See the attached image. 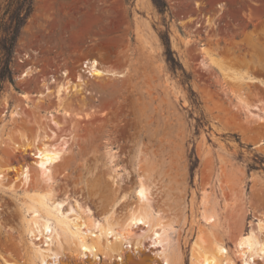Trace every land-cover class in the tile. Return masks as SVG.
<instances>
[{
  "label": "rangeland",
  "instance_id": "374dc122",
  "mask_svg": "<svg viewBox=\"0 0 264 264\" xmlns=\"http://www.w3.org/2000/svg\"><path fill=\"white\" fill-rule=\"evenodd\" d=\"M165 1L161 12L152 0H34L13 48L10 76L0 81V264H41L34 253L46 247L40 227L31 224L27 231L25 222L43 218L45 208L27 210L31 190L16 178L28 165L30 185L45 184L35 166L39 154L14 142L64 139L51 184L71 221V252L42 264H165L142 223L131 227L141 235L138 246L125 234L105 236L97 227L105 214L120 219L128 213L140 179L148 184L143 200L152 214L171 222L166 245L175 257L168 264H195L193 242L207 247L213 237L224 241L228 261L222 264H264L262 256L247 261L235 246L237 236L264 216V171L247 168L264 157V0ZM7 2L0 0V23ZM165 32L200 101L206 123L198 131L188 85L166 62ZM3 55L0 49V61ZM87 58L123 74L89 76L91 86L77 92V102H66L70 132L60 131L63 123L51 120L63 116L54 109L59 73L67 69L73 79L87 70ZM28 65L36 73L23 75ZM39 89L47 93L46 108L37 104ZM192 147L199 164L190 180ZM45 203L54 213L52 200ZM88 213L96 219L92 226ZM208 214L210 220L203 217ZM77 230L86 240L100 234L116 242L120 252L78 248Z\"/></svg>",
  "mask_w": 264,
  "mask_h": 264
},
{
  "label": "bare ground",
  "instance_id": "6f19581e",
  "mask_svg": "<svg viewBox=\"0 0 264 264\" xmlns=\"http://www.w3.org/2000/svg\"><path fill=\"white\" fill-rule=\"evenodd\" d=\"M102 47H106L107 43L102 42ZM206 51V50H205ZM208 52V51H207ZM206 52V53H207ZM209 54V53H207ZM84 67L87 68V70L83 69L78 71L74 78L71 79L68 76V70L62 69L59 73L61 76V79L58 81L57 87H56V93H57V102L54 109L56 111H62L63 116L59 118H54L52 115L51 120L55 124L63 123L62 126L59 127L60 131L63 132H70L69 126L67 125V122L69 121L66 119V117H70L72 115V111L70 108V105L73 102H77L78 98L76 97L77 92L80 90H83L86 86H91L90 82H88L89 76L92 77H104L108 75H122L123 72H118L116 70H110L108 68H105L103 64L97 60L96 58H87L84 61ZM209 62L217 65L219 69H224L222 65L212 56H209ZM35 69V68H34ZM32 68V66H26L24 68L25 74L23 75H29L33 74L35 71ZM86 72L88 75H84L82 72ZM84 72V73H85ZM36 73V72H35ZM236 77V76H233ZM49 81H57L54 78V75L49 76ZM231 79H233L231 77ZM48 80V79H47ZM48 81V82H49ZM43 85H46L44 82ZM68 87L70 89L67 91ZM90 89V88H89ZM72 90V93L69 94V91ZM39 98L38 105L39 107L46 108L48 104L46 103V97L47 93L44 94L42 90H38ZM61 92V93H60ZM61 94H64L63 96ZM23 97L26 99L28 98V94L23 93ZM70 96H73L69 99ZM69 99V100H68ZM84 101V99H83ZM51 102V101H50ZM67 102V103H66ZM86 103V102H85ZM51 105H53V102H51ZM50 106V105H49ZM16 109V107L14 108ZM11 110L12 114L18 113L17 111ZM17 110V109H16ZM62 121V122H60ZM68 142L67 139H64L60 143H54L51 141H41L39 144L31 142H24V144L14 142L15 146L22 147V150H25L26 148H33L35 149V153L39 154V158L35 161V166L38 168V173L41 176L42 181H45V184H39L34 183L30 185V173H29V167L28 165L22 166L19 175L16 177L18 178L21 176L22 178V184L29 187L31 190L30 193L26 194L27 198L29 199L30 203L27 205V210L35 211V210H42L45 208V210L42 211L43 218L39 217H33L31 220H25L26 222V230L27 231H33L34 225L38 228L40 227L42 234L45 235V248L43 250H37L34 253V260L38 261L39 263L46 262L45 260L50 259L53 260V258H56V256L63 252V251H70L71 252V221L68 220L63 215V210L60 207L61 203L63 202V199L59 201V198L53 197V185L51 184L52 181V172L51 167L55 166L56 163L61 161L62 154L65 151V145ZM23 143V142H22ZM4 176L3 172L0 170V184H2V177ZM148 184L144 180L140 179L137 183V186L135 188L136 196H137V202L134 204H131L128 213L122 217V218H114L111 213L103 215L102 223H97V227L100 230V234H104L105 236L108 233H119V234H125L127 238H133V242L135 246H138L141 243V235L136 234L135 231L132 230L131 227L134 226L136 223H142L143 227L141 228V231L144 233L145 231L148 234V237L152 241L153 244H155L157 247H161L159 250V258L165 263L168 264L172 257H175V252L172 250H169V247H167L166 242L168 239L167 236V228L170 226L171 222L164 218L163 216H154L152 214V209L148 202L143 200V194ZM125 196V194L122 195V198ZM45 199H51L52 203H54L53 211L54 213H50L47 209V205L45 203ZM61 202V203H60ZM37 204V207L35 205ZM70 208V206H69ZM67 210V209H66ZM85 210V209H84ZM262 214V213H260ZM88 216V224L90 226L95 224L96 219L91 216L90 213L87 214ZM205 219L210 220L212 218V214L204 215ZM260 217V215H259ZM258 221L255 224H251V227L244 233H241L237 236L235 240V246L237 247V251H239L238 254H240L242 257H245L247 261L253 260L255 256H262L264 260V216L259 218ZM257 218V217H256ZM74 225H77V223L73 222ZM253 223V222H252ZM31 224H34L31 226ZM54 226V228L52 227ZM79 229V227L77 226ZM72 234H75V232H72ZM100 234L97 235L96 238H91L90 240H86L85 237L79 235V230H77V237L78 240V248H80L82 245L85 247H89L90 249L95 248V250L105 256L112 255L114 253H119L120 249L116 242H109L108 240H101ZM125 237V238H126ZM147 237V236H146ZM145 238V237H144ZM148 238V239H149ZM73 240V239H72ZM212 242L210 243V246L206 247V243L203 244V241H194L192 246V254L191 258L193 259V263L195 264H222L223 261L227 260V255L225 254L227 252L224 241L220 238L213 237ZM209 245V244H208ZM235 247V248H236ZM239 255V256H240ZM56 261V259H54ZM228 261V260H227ZM7 264H16L15 262H9L5 261ZM226 262V261H225ZM230 262V261H229ZM60 262H53L52 264H59ZM250 263V262H249Z\"/></svg>",
  "mask_w": 264,
  "mask_h": 264
},
{
  "label": "trees",
  "instance_id": "16d2710c",
  "mask_svg": "<svg viewBox=\"0 0 264 264\" xmlns=\"http://www.w3.org/2000/svg\"><path fill=\"white\" fill-rule=\"evenodd\" d=\"M152 1L161 12L167 8V3L165 0ZM33 4L34 0H8L6 4L4 15L7 17L0 23V29L4 34V36L0 39V49L4 52L3 59L0 61V81L10 76L9 64L11 61L13 48L22 26L33 10ZM160 38L164 46L165 59L170 70L174 73H177L178 71L180 72V79L182 83L188 85V91L192 104L199 111V116L196 118L195 125L196 131H198L200 127L204 126L206 120L203 112L200 109V101H198L195 92L191 88L190 74L183 68L174 51L171 49L168 34L166 32L161 33ZM188 160L189 176L190 180H192L194 171L199 164V159L195 154L194 147H192L188 153ZM263 162L264 157L256 156L252 162L247 163V168L248 170L262 169L264 171Z\"/></svg>",
  "mask_w": 264,
  "mask_h": 264
}]
</instances>
